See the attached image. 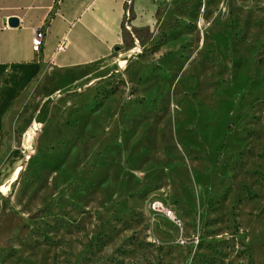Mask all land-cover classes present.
Returning a JSON list of instances; mask_svg holds the SVG:
<instances>
[{"label":"rangeland","instance_id":"obj_1","mask_svg":"<svg viewBox=\"0 0 264 264\" xmlns=\"http://www.w3.org/2000/svg\"><path fill=\"white\" fill-rule=\"evenodd\" d=\"M122 2L107 57L0 80V264H264V0Z\"/></svg>","mask_w":264,"mask_h":264},{"label":"crops","instance_id":"obj_2","mask_svg":"<svg viewBox=\"0 0 264 264\" xmlns=\"http://www.w3.org/2000/svg\"><path fill=\"white\" fill-rule=\"evenodd\" d=\"M122 1L0 0V80L17 76V84L24 85L48 69L64 71L107 57L120 40ZM132 8L139 10L134 2ZM8 15L17 17L16 26L4 22ZM39 27L42 41L35 51L31 30ZM7 28L24 30L27 41L13 39Z\"/></svg>","mask_w":264,"mask_h":264},{"label":"built area","instance_id":"obj_3","mask_svg":"<svg viewBox=\"0 0 264 264\" xmlns=\"http://www.w3.org/2000/svg\"><path fill=\"white\" fill-rule=\"evenodd\" d=\"M156 1V0H153ZM31 47L33 50L37 51L41 41H42V35H43V30L41 29V27L39 28H32L31 30ZM162 213L164 214V216L170 220L171 223H173V225L180 230L181 226H182V222L180 219H178L170 209H167L166 207H162Z\"/></svg>","mask_w":264,"mask_h":264},{"label":"water","instance_id":"obj_4","mask_svg":"<svg viewBox=\"0 0 264 264\" xmlns=\"http://www.w3.org/2000/svg\"><path fill=\"white\" fill-rule=\"evenodd\" d=\"M4 22H6L8 26H16L18 24L17 17L15 15L6 16Z\"/></svg>","mask_w":264,"mask_h":264}]
</instances>
